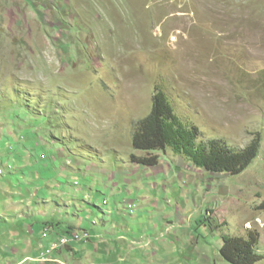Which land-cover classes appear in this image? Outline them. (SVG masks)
Returning <instances> with one entry per match:
<instances>
[{
    "label": "rangeland",
    "instance_id": "1",
    "mask_svg": "<svg viewBox=\"0 0 264 264\" xmlns=\"http://www.w3.org/2000/svg\"><path fill=\"white\" fill-rule=\"evenodd\" d=\"M156 89L199 143L260 140L258 157L238 176L170 149L151 153L155 167L133 163L148 154L133 137ZM38 148L41 170L17 166L13 225L0 207V230L27 235L0 244V264L23 251L25 264H230L223 237L250 231L264 256V0H0V151ZM53 220L134 249L42 261Z\"/></svg>",
    "mask_w": 264,
    "mask_h": 264
},
{
    "label": "trees",
    "instance_id": "2",
    "mask_svg": "<svg viewBox=\"0 0 264 264\" xmlns=\"http://www.w3.org/2000/svg\"><path fill=\"white\" fill-rule=\"evenodd\" d=\"M200 137L199 129L185 125L175 114L166 94L156 89L151 113L138 123L133 137L134 149L148 154L139 158L132 156L131 160L143 167H155L159 158L151 153L170 149L198 169L238 176L250 167L260 152V140L236 150L222 140L199 143ZM259 242L260 236L251 231L246 239L224 236L221 256L230 264H258L264 260L258 249Z\"/></svg>",
    "mask_w": 264,
    "mask_h": 264
},
{
    "label": "crops",
    "instance_id": "3",
    "mask_svg": "<svg viewBox=\"0 0 264 264\" xmlns=\"http://www.w3.org/2000/svg\"><path fill=\"white\" fill-rule=\"evenodd\" d=\"M31 140V138L29 139ZM20 149V148H19ZM40 150L39 148L37 149V151H34V149L31 151L26 152L22 150L19 152H15L14 155H11L12 157H5L6 153H2L0 151V169L2 168H7V166L12 165L14 167V171L10 172L6 177H4L3 179H5L4 181H0V207H2L3 210V218H5V222L8 223L9 225H13V222H15V220H13L14 215L13 214H17L15 213V210L10 211L9 206H13L15 202H18L19 197L17 195H14V189L15 188V183L17 182V166L20 167V170L22 169L25 171H29V170H36V168H40L41 170V163L45 162L42 160L43 157H45L44 154H40L39 155ZM12 154V153H10ZM8 155V154H7ZM39 155V156H38ZM13 156L15 157V159H12ZM40 157V158H39ZM40 159V160H39ZM26 161V164H25ZM18 164V165H16ZM50 167H45L46 165H44L43 169L49 170L51 168L50 163H47ZM36 175V173H35ZM3 176V175H2ZM37 178H40V175L37 176ZM39 181V179H37ZM161 187L158 186L157 189H160ZM41 190V189H39ZM83 193V192H82ZM71 198L75 197V196H79L78 194H70L69 195ZM93 196L94 193H93ZM82 196L79 197V200H81ZM70 200V199H69ZM153 205H157L154 202H152ZM15 206V205H14ZM158 206V205H157ZM115 207L113 209L110 210V212L108 213L111 216H115L117 212V209L119 210V207H117L116 211H115ZM70 216V215H69ZM73 216V214H72ZM76 218L74 220H76L77 218H79L80 216L78 215H74ZM131 218H133L131 216ZM52 224H49V228L52 230L51 232V236H49V238L46 241H38L37 242V248H39L40 251V255H42L43 253H45L46 251H48L52 245L56 242L59 241V239L69 236L74 232H78L80 234L86 233L88 231L83 230L82 232H79L77 228V225L71 226L72 224H70V226H66L67 229L65 232H59L60 230V225L61 222L57 221V220H53L51 221ZM126 222V221H125ZM16 224V223H14ZM31 228V230H26L25 233H30L33 234L34 233V228L33 226H29ZM47 227V226H46ZM17 229V228H16ZM55 232L54 234H52V232ZM19 233L18 229L16 231H10L7 230L6 228H2L0 230V244L4 247V248H8L13 244V242H11V239H21L26 237L27 235H17ZM91 235V239L88 242H79V243H71L68 247L66 248H62V249H71L72 252L75 256L79 257V260L82 258L83 254L86 252V249H134L130 244L128 245V243H125V241H121V242H116L115 240H109L107 238H105L103 235L99 234L96 236V240L94 239L93 241V235L91 232H88ZM118 233V232H117ZM23 236V237H22ZM11 237V239H10ZM18 237V238H17ZM21 237V238H20ZM33 244V243H32ZM21 245V244H20ZM19 245V246H20ZM16 246V245H15ZM19 250H13L11 252L14 253H18ZM42 253V254H41ZM23 254L25 255L23 257V260L21 262H18L16 264H25L27 262L28 255L27 252L23 251ZM81 257V258H80ZM12 264V263H10Z\"/></svg>",
    "mask_w": 264,
    "mask_h": 264
},
{
    "label": "built area",
    "instance_id": "4",
    "mask_svg": "<svg viewBox=\"0 0 264 264\" xmlns=\"http://www.w3.org/2000/svg\"><path fill=\"white\" fill-rule=\"evenodd\" d=\"M3 177H5V176H3ZM130 209L132 210L131 207H130ZM83 239H91V235L88 232L83 233V234H80L78 232H74L69 236H66V237L59 239V241L54 243L52 246H58V249H62V248L68 247L71 243H79ZM44 256H47V255H41L42 261H44Z\"/></svg>",
    "mask_w": 264,
    "mask_h": 264
},
{
    "label": "bare ground",
    "instance_id": "5",
    "mask_svg": "<svg viewBox=\"0 0 264 264\" xmlns=\"http://www.w3.org/2000/svg\"><path fill=\"white\" fill-rule=\"evenodd\" d=\"M9 169L11 170V166L9 167ZM8 169V170H9ZM4 175V171L3 170H0V176ZM90 239H83L81 240V242H88ZM51 249V248H50ZM58 250V246H54L51 250H48L46 253H41L42 255H52L51 252H54V251H57ZM51 253V254H50ZM47 256H44V261L46 260V257ZM48 260V259H47Z\"/></svg>",
    "mask_w": 264,
    "mask_h": 264
}]
</instances>
